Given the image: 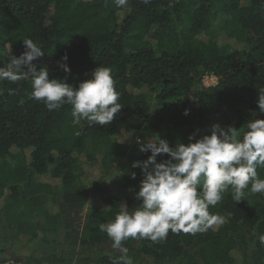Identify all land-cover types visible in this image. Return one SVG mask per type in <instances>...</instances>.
<instances>
[{"label": "trees", "instance_id": "1", "mask_svg": "<svg viewBox=\"0 0 264 264\" xmlns=\"http://www.w3.org/2000/svg\"><path fill=\"white\" fill-rule=\"evenodd\" d=\"M223 18L240 50L213 39ZM26 38L45 54L33 61L37 70L47 67L50 79L75 88L110 68L122 109L108 125L74 123L71 105L49 111L32 98L30 78L0 81V232L8 238L0 263L113 264L119 253L99 225L113 221L121 203L130 212L141 205L143 175L126 174L120 191L96 179L136 134L175 148L197 130V139L210 135L215 124L243 131L264 119V0H128L123 8L113 0H0V67L19 58ZM65 55L70 73L58 66ZM206 76L217 83L205 86ZM257 173L264 179V167ZM91 196L99 203L84 214ZM209 212L223 224L123 241L131 264H264V193L246 189L237 202L230 188Z\"/></svg>", "mask_w": 264, "mask_h": 264}, {"label": "clouds", "instance_id": "2", "mask_svg": "<svg viewBox=\"0 0 264 264\" xmlns=\"http://www.w3.org/2000/svg\"><path fill=\"white\" fill-rule=\"evenodd\" d=\"M113 2L123 8L128 0ZM142 2L147 4L150 0ZM23 45L25 51L19 58L10 55L9 62L0 67V81L15 83L30 78L32 98L43 102L49 111L71 105L74 123L84 119L90 124L108 125L121 112L120 94L110 68L98 67L91 73V79L75 88L66 81L50 79L47 67L37 70L33 61L45 54L32 39H24ZM67 60L65 55L58 66L70 73ZM8 94L14 95L15 90L9 89ZM258 108L264 113V89L259 90ZM188 114L186 110L185 115ZM208 131L210 135L197 139V130V134L189 136L188 144L177 143L175 148L161 138L141 143V152H151L147 160L132 165L140 168L143 175L136 193L141 205L130 212L121 203L115 219L99 225L119 253L113 264H131L128 249L122 244L129 238L156 242L166 239L169 231L204 233L223 224V218L211 214L209 207L216 206L230 188L237 202L242 201L246 189L264 193V179L257 173L258 167H264V119L249 121L243 131L231 126L225 129L219 124ZM161 155L169 159L157 162ZM135 177L133 173L132 178ZM201 186L202 190H198ZM259 242L264 245V235L259 237Z\"/></svg>", "mask_w": 264, "mask_h": 264}, {"label": "rangeland", "instance_id": "3", "mask_svg": "<svg viewBox=\"0 0 264 264\" xmlns=\"http://www.w3.org/2000/svg\"><path fill=\"white\" fill-rule=\"evenodd\" d=\"M226 18L218 20L212 30V37L215 41L219 42L220 45H228L232 50L241 49V45L236 44L228 37L229 26L226 24ZM217 83V78L215 76H206L204 79V84L207 87L213 86ZM87 121V120H86ZM143 141V134H136L134 142L128 147L125 152V156L114 164V166L105 174L97 176L96 182L102 185L109 186L114 191H120L124 185V177L126 174L134 173L137 168H133L134 162L140 161L139 157L143 153L140 151V146ZM99 203V199L91 196L84 207V214H87L94 205ZM8 241L7 235H3L0 232V243ZM53 264V263H48ZM56 264V263H55ZM74 264V263H66Z\"/></svg>", "mask_w": 264, "mask_h": 264}, {"label": "built area", "instance_id": "4", "mask_svg": "<svg viewBox=\"0 0 264 264\" xmlns=\"http://www.w3.org/2000/svg\"><path fill=\"white\" fill-rule=\"evenodd\" d=\"M0 264H25V263H23L21 261L7 260V261H4V262H2Z\"/></svg>", "mask_w": 264, "mask_h": 264}]
</instances>
